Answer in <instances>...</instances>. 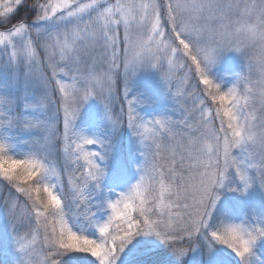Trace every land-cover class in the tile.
Segmentation results:
<instances>
[{"label":"snow or ice","instance_id":"obj_1","mask_svg":"<svg viewBox=\"0 0 264 264\" xmlns=\"http://www.w3.org/2000/svg\"><path fill=\"white\" fill-rule=\"evenodd\" d=\"M141 73L165 111L144 112ZM124 129L136 180L115 191ZM0 216L5 264H118L141 237L177 264L205 246L264 264V0H2Z\"/></svg>","mask_w":264,"mask_h":264},{"label":"rangeland","instance_id":"obj_2","mask_svg":"<svg viewBox=\"0 0 264 264\" xmlns=\"http://www.w3.org/2000/svg\"><path fill=\"white\" fill-rule=\"evenodd\" d=\"M241 64L242 61L238 56L234 54H229L225 57L218 71H239ZM134 91L144 92L146 95L152 96L156 101H158L153 105L152 108L144 109V112L148 115H151L153 113H161L171 106L170 100L167 99L162 86L159 84L158 77L155 73H141L136 78V81L134 83ZM88 113H95V118L93 120H89L87 116ZM82 123L88 128L89 133L95 132L98 129L100 121L99 107L97 105L92 104L86 109V115L84 118H82ZM132 147L133 141L129 137V134L126 129L125 132L122 131L120 144L112 160L109 162V174L105 180L106 188L113 189L115 191H123L128 185L135 182L136 172L133 162L138 158L132 155ZM121 167L126 170L123 176H121ZM66 182L67 177H65V183ZM224 199L229 202L239 201V210H246L252 205H256L257 207H259L261 201L259 193H253L246 200L235 196V194L226 195ZM239 210L237 211L236 218H238ZM3 223V218L2 216H0V229H2ZM152 239L153 238L141 237L138 238L136 241H133V243L129 245L128 248L125 250V254H122L121 261L118 262V264H129L130 258L128 256V253L135 251L138 247V244L146 245L147 243L152 242ZM160 245L161 244L159 242L156 246ZM168 252L169 256L159 260L158 264H177L176 258L170 253V251ZM10 258V250L6 255L0 252V264H2V260L3 262H6L10 260ZM202 259L203 258L201 257L200 251L196 250L195 252H191L189 253V255L184 257L183 263L185 262V264H216V261L219 260L221 264H235L234 256L228 250L223 249L221 246H217V248L213 251L211 255H208L206 252L204 259Z\"/></svg>","mask_w":264,"mask_h":264},{"label":"trees","instance_id":"obj_3","mask_svg":"<svg viewBox=\"0 0 264 264\" xmlns=\"http://www.w3.org/2000/svg\"><path fill=\"white\" fill-rule=\"evenodd\" d=\"M2 2V0H0ZM21 14H24L25 9H21ZM126 129L123 130L125 132ZM159 243L158 240L155 238L152 239V242L147 243L146 245L138 244V247L135 251L129 252L128 256L130 258L129 264H134V262H140V264H158L159 260L166 258L168 255V249L165 248L163 245L156 246ZM200 251L201 257L204 259L206 255V247L197 248ZM126 252V251H125ZM125 254V253H124ZM202 259V260H203ZM157 261V262H155ZM2 264H5V261H1ZM182 264H185V262Z\"/></svg>","mask_w":264,"mask_h":264}]
</instances>
